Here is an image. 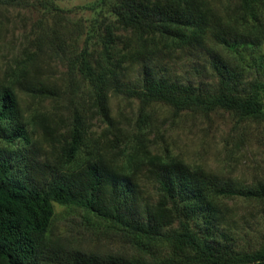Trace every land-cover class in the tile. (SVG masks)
<instances>
[{
  "label": "trees",
  "instance_id": "trees-1",
  "mask_svg": "<svg viewBox=\"0 0 264 264\" xmlns=\"http://www.w3.org/2000/svg\"><path fill=\"white\" fill-rule=\"evenodd\" d=\"M99 4L112 20L94 25L80 49L68 42L71 35L53 29L30 39L34 50L0 54V264H264V232L253 241V224L245 217L237 223L226 207L236 197L252 201L264 226V180L241 185L152 153L143 131L147 108L156 103L176 111L224 110L240 120L264 114V0H242L241 10L227 15L205 0ZM14 5L45 16L61 10L56 0H0V8ZM92 38L102 47L97 57ZM118 41L127 51H116ZM44 48L93 86L92 107L78 108L76 89L42 72ZM164 48L169 56L198 53L210 79L172 75ZM119 92L139 102L136 131L110 114L109 97ZM63 94L72 95L63 110L31 108L25 100L42 105ZM99 117L108 126L94 136L92 120ZM53 202L118 226L153 259L59 243L50 235ZM165 241V255L149 247Z\"/></svg>",
  "mask_w": 264,
  "mask_h": 264
},
{
  "label": "rangeland",
  "instance_id": "rangeland-1",
  "mask_svg": "<svg viewBox=\"0 0 264 264\" xmlns=\"http://www.w3.org/2000/svg\"><path fill=\"white\" fill-rule=\"evenodd\" d=\"M205 1L214 5L222 14H237L241 10L242 0ZM97 3L99 0H56L61 10L46 16L42 10L32 7L14 5L0 8L1 57L18 55L24 48L34 50L30 39L36 34L53 29L71 35L72 39L68 42H74L75 51L80 49L86 37L91 36L94 25L112 20L111 15L106 17L107 8L102 4L95 7ZM123 35L130 36L129 33ZM90 43L93 54L97 57L102 47L96 42V38H92ZM116 51L125 52L127 46L118 41ZM161 55L171 67L172 75H177L182 80L210 79L208 65L198 53L178 51L169 56L168 49L164 48ZM39 61L44 66L42 72L45 75L55 77L64 87L72 85L76 89L78 108L92 107L93 86L79 74L72 75L66 67L65 59L58 60L52 51L44 48L43 57ZM127 72L128 77L132 78L136 67H130ZM261 80L264 81V76ZM71 97V94H63L59 100H49L42 105L29 97H25V100L30 103L31 108L52 111L63 110L62 107L69 103ZM108 106L111 116L119 120L123 128L136 131L133 125L138 117L137 99L119 92L110 95ZM147 112L150 113V123L143 131L145 143L152 153L182 159L191 167L214 171L224 179L241 185L264 180V114L258 119L240 120L233 113L224 110L210 113L202 110L176 111L162 103L152 104ZM107 126L103 117L94 118L92 134L100 135ZM132 144L134 142L130 143ZM150 190L154 193L152 188ZM226 205L227 211L236 214L237 223L240 224L245 219L253 224L248 235L253 241H257L264 232V226L255 218V203L236 197L227 200ZM53 209L50 235L59 243L100 255H145L148 259H153L148 250L143 249L116 225L98 221L88 212L72 205L53 202ZM149 247L161 256L166 254L168 248L166 241L154 242Z\"/></svg>",
  "mask_w": 264,
  "mask_h": 264
}]
</instances>
